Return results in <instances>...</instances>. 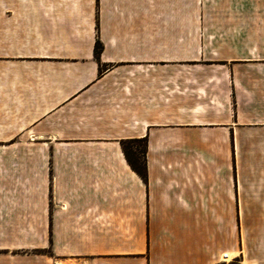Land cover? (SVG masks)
Instances as JSON below:
<instances>
[{"label": "crops", "instance_id": "obj_1", "mask_svg": "<svg viewBox=\"0 0 264 264\" xmlns=\"http://www.w3.org/2000/svg\"><path fill=\"white\" fill-rule=\"evenodd\" d=\"M259 11L0 0V264L234 257L230 221L264 220ZM144 138L147 183L122 146Z\"/></svg>", "mask_w": 264, "mask_h": 264}, {"label": "rangeland", "instance_id": "obj_2", "mask_svg": "<svg viewBox=\"0 0 264 264\" xmlns=\"http://www.w3.org/2000/svg\"><path fill=\"white\" fill-rule=\"evenodd\" d=\"M209 2L230 4V19H259V5L264 4V0H209ZM231 230L236 245L238 246L240 241L241 248L233 254L231 264H243L246 261L264 264V220L230 221V232Z\"/></svg>", "mask_w": 264, "mask_h": 264}, {"label": "trees", "instance_id": "obj_3", "mask_svg": "<svg viewBox=\"0 0 264 264\" xmlns=\"http://www.w3.org/2000/svg\"><path fill=\"white\" fill-rule=\"evenodd\" d=\"M103 46L98 40L95 47V55L100 59ZM128 164L134 172L145 182H148L147 170V139L131 140L122 143Z\"/></svg>", "mask_w": 264, "mask_h": 264}, {"label": "built area", "instance_id": "obj_4", "mask_svg": "<svg viewBox=\"0 0 264 264\" xmlns=\"http://www.w3.org/2000/svg\"><path fill=\"white\" fill-rule=\"evenodd\" d=\"M228 255L224 254L222 258L216 264H231L230 260H228Z\"/></svg>", "mask_w": 264, "mask_h": 264}, {"label": "bare ground", "instance_id": "obj_5", "mask_svg": "<svg viewBox=\"0 0 264 264\" xmlns=\"http://www.w3.org/2000/svg\"><path fill=\"white\" fill-rule=\"evenodd\" d=\"M231 258H232V256L230 255V257L228 258V260H230V262L232 261V259H231Z\"/></svg>", "mask_w": 264, "mask_h": 264}]
</instances>
